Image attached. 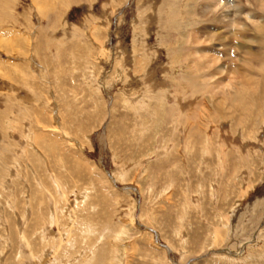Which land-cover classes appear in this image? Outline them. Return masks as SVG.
Instances as JSON below:
<instances>
[{
	"label": "rangeland",
	"instance_id": "rangeland-1",
	"mask_svg": "<svg viewBox=\"0 0 264 264\" xmlns=\"http://www.w3.org/2000/svg\"><path fill=\"white\" fill-rule=\"evenodd\" d=\"M256 1L0 0V264H264Z\"/></svg>",
	"mask_w": 264,
	"mask_h": 264
},
{
	"label": "bare ground",
	"instance_id": "bare-ground-1",
	"mask_svg": "<svg viewBox=\"0 0 264 264\" xmlns=\"http://www.w3.org/2000/svg\"><path fill=\"white\" fill-rule=\"evenodd\" d=\"M215 1V0H214ZM217 1V0H216ZM223 1H225L224 2V4L221 6V7H218V9H219V11H220V14H221V16L225 19V22H226V28L227 27H229V26H232L231 28H234V26H233V24H237V25H239L238 26V29H239V31L240 32H242V29L241 28H244L245 26H244V24H246V23H254V22H259L256 18V21L255 20H252V14H253V12H250V10H248L247 8H246V6H244V5H248V3L250 2V0L249 1H247V0H244V4H242V2L240 3L239 1H241V0H233V1H226V0H223ZM258 1V0H257ZM256 1V2H257ZM262 1H264V0H262ZM210 3H212L213 4V2H211V0H210ZM240 4H242V5H240ZM35 5V4H34ZM258 5V4H257ZM241 6V7H240ZM259 6H261V7H264V3L263 4H260L259 3ZM217 7V6H216ZM261 7L259 8V9H261ZM263 10V9H262ZM255 14V13H254ZM243 15H246L247 17V19H243L241 16H243ZM219 14H218V21L221 23L222 21H223V18L221 17ZM256 17H259V16H257L256 15ZM242 21H246V23H244V22H242ZM242 22V23H241ZM257 22H256V24H257ZM260 23V22H259ZM241 25V26H240ZM238 29H236L235 28V31H233L232 33H230L231 35H234V34H237L238 36H242V33H240L239 31H238ZM233 30V29H232ZM198 31V30H197ZM230 32H231V30H230ZM244 41V40H243ZM206 48V47H205ZM202 49V51L204 52V54H205V52H207V51H205L206 49ZM220 49V48H219ZM222 49V48H221ZM241 50V49H240ZM198 50H195V52H197ZM245 51V50H244ZM199 52V51H198ZM227 53V52H226ZM245 53L246 54H250V55H252L250 52H243V54L245 55ZM207 54L209 55V53L207 52ZM216 54H217V52H216ZM219 54V53H218ZM206 55V54H205ZM226 55V54H225ZM227 55H229V53L227 54ZM245 56H247V55H245ZM253 56V55H252ZM212 58L211 59V61H214L215 62V64H217L216 66V68L215 69H217L218 71H220V70H222V69H224L223 67H224V65L226 64V61L224 62L225 64H219V60L216 58V55H214L213 53H211V56H209V58ZM258 57V56H257ZM250 58V57H249ZM251 58H255V57H251ZM256 59V58H255ZM227 60V59H226ZM234 60V59H233ZM229 61V60H228ZM207 62H208V60H207ZM223 62V61H222ZM247 62V61H246ZM210 63V62H209ZM248 63V62H247ZM247 63H246V65H247ZM250 63V62H249ZM248 63V64H249ZM245 65V66H246ZM252 65V64H251ZM248 66V65H247ZM249 67V66H248ZM248 67H247V69H248ZM250 69H251V67H249ZM246 69V70H247ZM233 72V71H232ZM242 76V75H241ZM226 80V79H225ZM222 82L224 81V79H222L221 80ZM242 81H243V79H242ZM233 82V81H232ZM237 82V81H236ZM233 83H235V82H233ZM243 83V82H242ZM226 84V83H225ZM239 84V86H240V84H241V82L240 83H238ZM238 84H236V85H238ZM228 86V85H227ZM230 86V85H229ZM234 86H235V84H234ZM224 87H226V86H224ZM244 89H245V87H244ZM236 91H238V90H236L235 89V93L236 94H234V96L236 95V96H238L237 95V93L239 92H236ZM223 92V91H222ZM241 92V91H240ZM239 92V93H240ZM224 93V92H223ZM223 93H222V95H223ZM223 98V97H222ZM234 98H236V97H234ZM237 100V99H236Z\"/></svg>",
	"mask_w": 264,
	"mask_h": 264
}]
</instances>
